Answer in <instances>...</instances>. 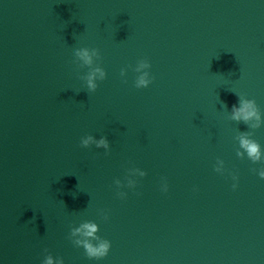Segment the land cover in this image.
<instances>
[{"label":"water","instance_id":"1","mask_svg":"<svg viewBox=\"0 0 264 264\" xmlns=\"http://www.w3.org/2000/svg\"><path fill=\"white\" fill-rule=\"evenodd\" d=\"M240 95L264 120V0H0V264H264V160L236 155L264 124L230 119ZM86 221L102 259L73 244Z\"/></svg>","mask_w":264,"mask_h":264},{"label":"clouds","instance_id":"2","mask_svg":"<svg viewBox=\"0 0 264 264\" xmlns=\"http://www.w3.org/2000/svg\"><path fill=\"white\" fill-rule=\"evenodd\" d=\"M76 61L79 63L81 67H87L89 71L86 75L82 76L81 79L86 82V87L89 92H94L97 87V81H103L106 79L107 73L100 66L98 61L101 59L100 52L95 48L82 47L74 50L73 53ZM151 67L150 63L147 60L138 61L134 71L139 73L135 80L136 88H147L149 84L152 82V78L148 71H143L144 69H149ZM126 75V70H121V76ZM239 106L233 105L232 113L230 119L236 121L237 123L243 122L251 129H259L262 124H264V120H262L261 112L253 99L244 98L243 95L239 97ZM251 121H255V123H250ZM253 135L252 132H242L236 138L239 142V149L236 152V155L240 158H243L245 153L247 158L251 160L253 163L260 162L264 160V153L261 151L260 144L251 139L250 137ZM95 143L97 148H109V142L106 137H101L98 141L94 140V137L91 135L86 136V138L81 139V146L87 148L90 144ZM242 149V151L240 150ZM217 165L220 167L215 168V171L222 172V168L224 162L222 160L217 161ZM255 171V170H254ZM142 176H145L146 173L142 172ZM258 175L261 179H264V168L258 171ZM233 179H236L234 176ZM116 184H119V181H115ZM130 186L134 187V182L129 181ZM236 185H233L235 188ZM164 191H167V185L163 187ZM121 197H123L124 193H118ZM104 219H107V215L104 216ZM99 231V227L95 222L86 221L80 225L79 228L71 229L70 235L82 234L85 239L83 240H75L73 244L77 247H82L85 251L86 256L89 259H102L107 256L111 243L106 239H102L97 235ZM95 241L96 243H93ZM44 264H53V260L51 255H49ZM59 264H64L63 258H59Z\"/></svg>","mask_w":264,"mask_h":264}]
</instances>
